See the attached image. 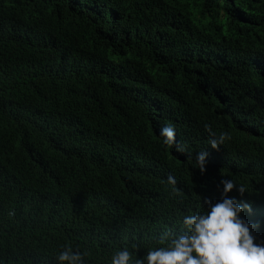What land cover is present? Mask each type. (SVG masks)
I'll return each instance as SVG.
<instances>
[{
  "label": "trees",
  "instance_id": "obj_1",
  "mask_svg": "<svg viewBox=\"0 0 264 264\" xmlns=\"http://www.w3.org/2000/svg\"><path fill=\"white\" fill-rule=\"evenodd\" d=\"M222 178L264 244V0H0V264L142 258Z\"/></svg>",
  "mask_w": 264,
  "mask_h": 264
},
{
  "label": "clouds",
  "instance_id": "obj_2",
  "mask_svg": "<svg viewBox=\"0 0 264 264\" xmlns=\"http://www.w3.org/2000/svg\"><path fill=\"white\" fill-rule=\"evenodd\" d=\"M205 131L209 133L208 145L217 148L230 139V133L211 129L206 123ZM177 129L168 123L162 126L158 135L162 144L170 146L178 153H186V147L176 139ZM207 152L196 154L194 167L205 171ZM167 182L176 184V179L168 175ZM222 199L215 202L205 200V211L182 217L184 231L168 240L165 246L149 248L142 258H132L129 248L115 251L111 264H264V244L254 243L248 221L242 218L244 210L251 211V204L243 199L227 195L234 187L243 197L247 192L243 183H236L232 178H222ZM175 191V188H173ZM87 251L65 244L55 254L58 264H86Z\"/></svg>",
  "mask_w": 264,
  "mask_h": 264
}]
</instances>
